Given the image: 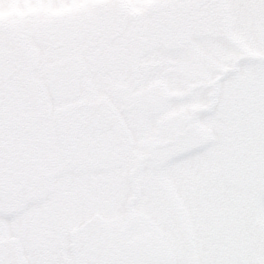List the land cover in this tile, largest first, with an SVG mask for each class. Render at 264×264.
I'll return each mask as SVG.
<instances>
[{
    "label": "snow or ice",
    "instance_id": "1",
    "mask_svg": "<svg viewBox=\"0 0 264 264\" xmlns=\"http://www.w3.org/2000/svg\"><path fill=\"white\" fill-rule=\"evenodd\" d=\"M63 4L65 15L39 0L34 18H0V224L8 225L0 264H85L58 241L109 211L117 195L138 189L163 200L165 189L199 180L214 144L192 142L249 93L264 117V0H155L139 16L129 15L126 0ZM7 6L0 0V10ZM14 51L21 75L34 82L38 118L13 141L3 120ZM44 97L63 107L44 106ZM100 97L119 124L88 132L97 115L89 105ZM13 203L21 210L5 216ZM5 235H19L24 251L9 254ZM105 264H264V227L234 258L117 254Z\"/></svg>",
    "mask_w": 264,
    "mask_h": 264
},
{
    "label": "rangeland",
    "instance_id": "2",
    "mask_svg": "<svg viewBox=\"0 0 264 264\" xmlns=\"http://www.w3.org/2000/svg\"><path fill=\"white\" fill-rule=\"evenodd\" d=\"M143 3L144 9H140L132 6L133 0H126L129 15H141L155 0ZM7 4L0 10V18L28 19L41 14L39 0H7ZM48 4L52 15L69 11L63 0H48ZM12 55L21 63L18 53L14 51ZM23 58L27 59L26 53ZM44 99L45 106L63 107L55 98ZM33 113L31 116L23 112L24 117L28 115L25 120L3 121V128L9 130H4L5 135L14 141L28 134L38 118V113ZM22 123L25 127L21 128ZM207 142L214 144L213 160L199 180L183 183L179 192L175 186L165 189L163 200L150 201L147 196L141 197L138 189L128 191L123 198L117 195L109 211L100 213L111 225L116 243L120 242V254L165 261L229 259L239 255L245 245L254 243L255 233L264 227V215L260 214L264 207V117L250 93L247 101L236 102L217 121L215 131L204 129L191 147ZM21 208L13 203L3 212L5 216H15ZM0 229L6 234L8 225L0 224ZM69 242L70 239L58 241L66 255L72 254Z\"/></svg>",
    "mask_w": 264,
    "mask_h": 264
},
{
    "label": "water",
    "instance_id": "3",
    "mask_svg": "<svg viewBox=\"0 0 264 264\" xmlns=\"http://www.w3.org/2000/svg\"><path fill=\"white\" fill-rule=\"evenodd\" d=\"M105 102L106 99L102 98L93 101L89 105L91 110L97 115L96 119L90 120L85 124L86 131L105 130L117 125L118 120L115 115H104L101 113L100 108ZM4 239L7 242V251L12 256L15 257L24 251L21 240L18 237H4ZM71 240V247L78 258L84 261L85 264H97L108 256L111 249L112 234L105 225L104 216L97 213L86 226L71 234Z\"/></svg>",
    "mask_w": 264,
    "mask_h": 264
},
{
    "label": "trees",
    "instance_id": "4",
    "mask_svg": "<svg viewBox=\"0 0 264 264\" xmlns=\"http://www.w3.org/2000/svg\"><path fill=\"white\" fill-rule=\"evenodd\" d=\"M7 79L10 81L9 89L4 96V120L3 121H19L25 120L24 113H31L36 111V94L34 82L31 79H26L21 75L20 63L14 59L11 70ZM43 105H46L43 98ZM27 109V111H22ZM27 124V122H24ZM25 127L22 123L21 128ZM16 128V126H15ZM9 132L8 129H4Z\"/></svg>",
    "mask_w": 264,
    "mask_h": 264
},
{
    "label": "flooded vegetation",
    "instance_id": "5",
    "mask_svg": "<svg viewBox=\"0 0 264 264\" xmlns=\"http://www.w3.org/2000/svg\"><path fill=\"white\" fill-rule=\"evenodd\" d=\"M99 99H102V98H97L96 100H99ZM105 99H106V102H105L104 105L100 108V111H101V113H103L104 115H115L116 118H117V120H118L117 125L115 126V127H117L118 124H119V117H118V115H117L116 113H114V112L111 110V108L109 107V106H110L109 100H108L107 98H105ZM111 128H114V127H110V128H107V129H111ZM105 130H106V129H105ZM103 216H104V219H105V225L107 226L108 231L112 234L111 249H110V252H109L108 256L106 257V259H104L102 262L97 263V264H105L106 261L111 260L114 256H116L117 254H120V253H121V251H120V245H119L120 242H119V244L116 243V241H117V240H116V235L114 234L111 225L107 222V219H106L105 215H103ZM125 232H126V230H125ZM14 236L18 237V238L21 240V238H20L19 236H17V235H14ZM71 241H72V240H71V237H70L69 245H70L71 253L74 254V255L76 256V252H75V251L72 249V247H71Z\"/></svg>",
    "mask_w": 264,
    "mask_h": 264
}]
</instances>
